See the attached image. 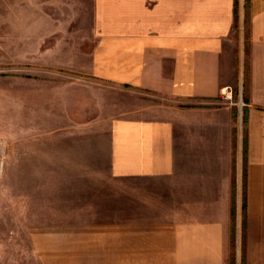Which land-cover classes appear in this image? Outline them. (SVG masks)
<instances>
[{"label":"crops","instance_id":"0c3cea01","mask_svg":"<svg viewBox=\"0 0 264 264\" xmlns=\"http://www.w3.org/2000/svg\"><path fill=\"white\" fill-rule=\"evenodd\" d=\"M91 5V48L37 77L54 93L39 123L92 144L49 170L100 175L70 181V221L33 231V264H264V0Z\"/></svg>","mask_w":264,"mask_h":264},{"label":"rangeland","instance_id":"374dc122","mask_svg":"<svg viewBox=\"0 0 264 264\" xmlns=\"http://www.w3.org/2000/svg\"><path fill=\"white\" fill-rule=\"evenodd\" d=\"M92 26L91 0H0V264H33V231L70 221V181L100 175L49 170L69 168L48 165L57 162L55 150L92 144L84 136L59 140L53 124H41L54 112V93L37 79L54 69L66 75L69 68L55 66V57L69 61L74 51L90 49ZM95 135L93 147L107 148L106 134ZM96 159V167L106 163Z\"/></svg>","mask_w":264,"mask_h":264},{"label":"built area","instance_id":"2783aa9c","mask_svg":"<svg viewBox=\"0 0 264 264\" xmlns=\"http://www.w3.org/2000/svg\"><path fill=\"white\" fill-rule=\"evenodd\" d=\"M3 165V159L0 157V169L2 168Z\"/></svg>","mask_w":264,"mask_h":264}]
</instances>
